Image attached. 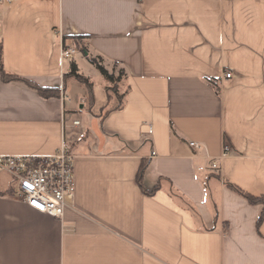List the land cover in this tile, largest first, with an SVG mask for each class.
Instances as JSON below:
<instances>
[{"label": "crops", "instance_id": "obj_1", "mask_svg": "<svg viewBox=\"0 0 264 264\" xmlns=\"http://www.w3.org/2000/svg\"><path fill=\"white\" fill-rule=\"evenodd\" d=\"M0 13L4 69L60 90L0 76V156L76 155L60 218L0 172V264H264L263 205L230 186L264 196V0H13ZM90 58L123 71L121 109L106 114ZM72 62L91 109L65 78ZM225 143L221 173L199 170Z\"/></svg>", "mask_w": 264, "mask_h": 264}, {"label": "built area", "instance_id": "obj_2", "mask_svg": "<svg viewBox=\"0 0 264 264\" xmlns=\"http://www.w3.org/2000/svg\"><path fill=\"white\" fill-rule=\"evenodd\" d=\"M11 3L13 0H0ZM0 13V42L2 40V23ZM79 49L76 46L62 45L60 60L74 59ZM226 78L232 77V72L225 74ZM79 124V121H75ZM189 145L200 149L201 144L190 141ZM230 146L225 143L219 159H211L208 167L200 166L202 171L221 173L222 160L228 156ZM75 158L76 155L63 143L56 153L49 156L38 155H13L0 156V172L11 175L16 184V194L30 207L53 217H63L68 202L75 197Z\"/></svg>", "mask_w": 264, "mask_h": 264}, {"label": "trees", "instance_id": "obj_3", "mask_svg": "<svg viewBox=\"0 0 264 264\" xmlns=\"http://www.w3.org/2000/svg\"><path fill=\"white\" fill-rule=\"evenodd\" d=\"M74 43L78 45L81 51L86 52V47L82 43V37H75ZM91 63H93L96 68L100 71L104 79L107 81L106 90L108 92V108L106 110V114L113 110L121 109L125 103V96L127 94V91L121 92L120 86L122 83V80L124 78L123 71H119L118 73H115V71L110 72L108 69L105 68V66L96 58H90ZM0 76L1 78L6 81H24L26 82L30 87L36 89L40 95L43 97H53V96H59L60 90L56 88H49V87H41L29 80H26L16 74L9 73L4 69L3 65V47H2V41L0 42ZM65 78H72L77 83L82 85L85 89L84 97L86 100V106L88 108L93 105L94 103V84L92 80L89 77H86L80 73H78V67L76 63L72 62L70 71L65 75ZM106 106V107H107ZM104 107V110L105 108ZM144 167L141 168L140 174H139V180L141 181V178L143 176ZM242 194L251 204H262L263 210L261 212V215L259 217V222L264 220V196L262 197H256L249 193L244 192L242 189H240L238 186L230 185Z\"/></svg>", "mask_w": 264, "mask_h": 264}, {"label": "rangeland", "instance_id": "obj_4", "mask_svg": "<svg viewBox=\"0 0 264 264\" xmlns=\"http://www.w3.org/2000/svg\"><path fill=\"white\" fill-rule=\"evenodd\" d=\"M86 63L85 62H82L81 63V66H82V68L85 70V67H86ZM123 82V81H122ZM124 90V82L123 83H121V86H120V91H123Z\"/></svg>", "mask_w": 264, "mask_h": 264}]
</instances>
